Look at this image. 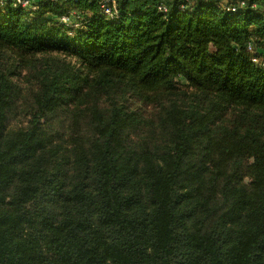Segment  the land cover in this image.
I'll return each mask as SVG.
<instances>
[{
  "label": "trees",
  "instance_id": "16d2710c",
  "mask_svg": "<svg viewBox=\"0 0 264 264\" xmlns=\"http://www.w3.org/2000/svg\"><path fill=\"white\" fill-rule=\"evenodd\" d=\"M119 1L0 8V264H264V0Z\"/></svg>",
  "mask_w": 264,
  "mask_h": 264
},
{
  "label": "built area",
  "instance_id": "2783aa9c",
  "mask_svg": "<svg viewBox=\"0 0 264 264\" xmlns=\"http://www.w3.org/2000/svg\"><path fill=\"white\" fill-rule=\"evenodd\" d=\"M52 2L55 0H0V8L10 7H21L31 12H35L40 8L42 2ZM233 0H226V2ZM194 3V0H183L181 4L182 8L186 9L188 6ZM100 12L109 18H116L119 16V0H99ZM246 0H237V2L229 3V9L237 11L239 7L244 6ZM159 9L162 11H167L168 6L166 4H161ZM88 19V12L73 9L66 13H62L58 16V20L65 25L70 32H74L77 28L84 26ZM249 49H252V45L249 44ZM255 62L259 59L253 58Z\"/></svg>",
  "mask_w": 264,
  "mask_h": 264
},
{
  "label": "rangeland",
  "instance_id": "374dc122",
  "mask_svg": "<svg viewBox=\"0 0 264 264\" xmlns=\"http://www.w3.org/2000/svg\"><path fill=\"white\" fill-rule=\"evenodd\" d=\"M27 72H24V74H26ZM21 78V77H20ZM20 81H24V79H21ZM35 86L33 84H29L26 81L23 84V89L25 90V93H27L28 91L32 90Z\"/></svg>",
  "mask_w": 264,
  "mask_h": 264
}]
</instances>
